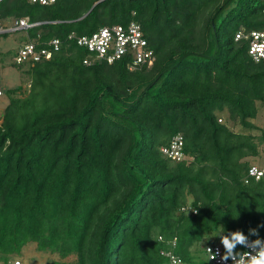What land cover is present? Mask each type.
<instances>
[{
	"label": "trees",
	"instance_id": "16d2710c",
	"mask_svg": "<svg viewBox=\"0 0 264 264\" xmlns=\"http://www.w3.org/2000/svg\"><path fill=\"white\" fill-rule=\"evenodd\" d=\"M0 18L40 22L27 40H65L48 60L14 62L29 86L3 93L0 259L35 242L60 255L47 264H170L161 249L177 237L181 264H208L192 248L213 233L264 238V178L245 182L264 130L228 123L257 128L264 63L236 33L264 29V0H3ZM133 20L151 66L86 65L66 41ZM178 133L183 161L161 151Z\"/></svg>",
	"mask_w": 264,
	"mask_h": 264
},
{
	"label": "built area",
	"instance_id": "2783aa9c",
	"mask_svg": "<svg viewBox=\"0 0 264 264\" xmlns=\"http://www.w3.org/2000/svg\"><path fill=\"white\" fill-rule=\"evenodd\" d=\"M57 0H28L30 3L41 5H51ZM3 0H0V5ZM40 22H30L27 18H14L8 22H3L0 18V34L17 31H27L38 26ZM236 40H247L249 42V54L256 62L264 63V29L245 30L240 29L236 33ZM66 41H74L78 46L87 50L88 54L84 59L86 65H92L96 62L114 63L123 58H128L129 68L135 70L143 66H151L156 60L155 49L150 45L145 36L140 22L133 20L130 23L105 25L91 34H78L73 31L69 33ZM65 40L54 37L41 44L37 40L28 39L24 42L14 60L17 63L39 62L50 59L55 52H58ZM4 90L0 88V97ZM220 121L223 119L220 118ZM185 139L181 133L174 135L168 144L161 147L162 153L171 160L183 161L188 159L185 153ZM264 178V168L251 164L248 168L245 182L249 183L252 179L260 180ZM196 212V211H195ZM160 241H165L162 235H159ZM257 239H249V243ZM260 240L264 241V238ZM168 249H161V254L167 257L170 264H181L182 258L175 252L178 244L177 237L167 241ZM205 253L208 264H234L230 257L224 260L225 249L218 242L207 243ZM253 249L244 245V247L235 251L237 254L252 252ZM15 264H21L16 261Z\"/></svg>",
	"mask_w": 264,
	"mask_h": 264
},
{
	"label": "rangeland",
	"instance_id": "374dc122",
	"mask_svg": "<svg viewBox=\"0 0 264 264\" xmlns=\"http://www.w3.org/2000/svg\"><path fill=\"white\" fill-rule=\"evenodd\" d=\"M27 41V36L24 31L8 32L0 34V88L6 90L8 88L24 84L29 86L28 76L23 74L16 66H14V58L18 53L20 46ZM9 102V97L4 94L0 97V115ZM259 112L256 119L253 121L257 125L256 129H245L240 125L228 122L229 125L237 132L253 133L259 135L264 130V102H258ZM224 121L226 116L223 115ZM1 121V118H0ZM259 155L249 157L248 160L251 164L264 168V145L259 147ZM216 241L222 243L221 233H213L208 238H205L198 245L194 246L192 250L197 253L198 249L205 248L207 242ZM76 256L71 255L65 260L73 261ZM61 259L60 255L51 251H42L37 247V243L29 242L22 250L21 253L13 254L8 260L0 259V264H15L19 261L21 264H47L51 260Z\"/></svg>",
	"mask_w": 264,
	"mask_h": 264
},
{
	"label": "clouds",
	"instance_id": "9594fccd",
	"mask_svg": "<svg viewBox=\"0 0 264 264\" xmlns=\"http://www.w3.org/2000/svg\"><path fill=\"white\" fill-rule=\"evenodd\" d=\"M255 233V230H253ZM222 244L225 246L226 252L224 260L230 257L234 260V264H264V241L257 239L249 243L248 237L242 232L236 231L230 235H221ZM246 245L253 249L252 252L237 254L235 249L237 245Z\"/></svg>",
	"mask_w": 264,
	"mask_h": 264
}]
</instances>
